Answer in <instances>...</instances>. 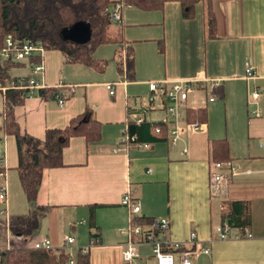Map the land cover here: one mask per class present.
Returning a JSON list of instances; mask_svg holds the SVG:
<instances>
[{
	"label": "crops",
	"instance_id": "obj_1",
	"mask_svg": "<svg viewBox=\"0 0 264 264\" xmlns=\"http://www.w3.org/2000/svg\"><path fill=\"white\" fill-rule=\"evenodd\" d=\"M208 6L216 23L214 37L208 35ZM119 33L121 45H102L94 52L95 60L106 62L103 72L69 64L56 50L43 52L41 77L26 64L10 72L14 79L33 77L47 87L59 82L71 87L66 88L62 107L53 97L40 95L14 105L21 132L42 139L46 129L65 128L71 118L90 108L101 123V137L96 143L71 137L62 150V165L44 168L35 202L30 203L18 176L15 137L5 133L0 123L1 184L6 191L0 201V251L31 248L33 241L46 238L50 249L64 250L67 256L70 252L73 264L79 252H88V264H125L122 249L129 239L130 219L121 199L128 193L139 204L136 220L146 229L152 228L153 220L166 218L169 242L191 248L193 233L194 241L206 243L209 252H199L193 264H263L264 0H198L189 19L183 17L179 0H163L161 8L151 11L123 7L119 25L109 26L111 37ZM104 47L105 52H100ZM130 50L132 80L125 68ZM248 68L255 74L252 79L246 77ZM178 80L220 82L212 101L204 89L186 101L187 108L206 110V121H198L200 129L186 130L175 144L167 136L164 141H140L148 143L147 148L122 142L124 136L135 135L129 133L133 123L128 116L149 95V82ZM108 84L114 87L113 96ZM255 90L260 96L250 102ZM173 121L159 109L146 117L150 124L165 123L166 130ZM183 123L181 119L179 124ZM219 139L226 140L228 149L226 157L216 161L211 143ZM213 162H223L227 168L225 200L211 196ZM232 203L243 205L249 224L230 226L232 238L218 239L217 229L230 217ZM221 204L226 205L224 211ZM35 207L47 210L38 211L39 225L33 234H12L10 215L27 214ZM246 230L250 237L234 238ZM67 236H73L74 242L65 247ZM172 254L174 264H180L179 250L172 249ZM131 264H156L152 247L139 245Z\"/></svg>",
	"mask_w": 264,
	"mask_h": 264
},
{
	"label": "trees",
	"instance_id": "obj_2",
	"mask_svg": "<svg viewBox=\"0 0 264 264\" xmlns=\"http://www.w3.org/2000/svg\"><path fill=\"white\" fill-rule=\"evenodd\" d=\"M198 0H179L182 15L192 18L194 6ZM123 7H135L142 11L156 10L162 7L163 0H118ZM113 4L111 0H0V49L7 36L16 42L31 40L39 43L44 51L61 52L69 64H82L104 71L106 62L97 61L93 55L102 45H121L122 36L111 37L109 34L110 19L106 10ZM78 22H87L92 31V40L86 45L66 44L59 38V31ZM216 23L210 6L207 7V28L209 37H214ZM120 47V46H119ZM40 62L39 56L19 62L0 60V84L7 85L15 81L12 69L21 65L32 66ZM101 63V64H100ZM126 76L132 80L134 76V58L132 50L125 58ZM122 73V69H119ZM59 90L47 87L36 95L53 97ZM24 93L14 90L4 96L3 122L1 129L12 134L16 140L18 165L17 171L22 189L28 202H35L41 184L44 168L62 165V150L73 136H83L87 143H96L101 137V123L97 121L90 108L71 118L65 128L46 129L42 139L20 131L14 118L13 106L22 103ZM187 122H205L204 108L186 109ZM159 132H155V127ZM129 133L135 134L139 141L165 140L166 124L161 122H144L140 126L129 125ZM211 152L216 161L226 157L227 142L225 139L212 141ZM232 213L227 222L230 226L244 227L250 218L241 203H232ZM41 208V209H38ZM46 211V207H35L30 213L10 215L8 227L12 234L30 237L39 225L38 211ZM227 217V216H226ZM1 264H66L68 256L64 250L33 249L24 247L0 251ZM77 264H88V252L77 255Z\"/></svg>",
	"mask_w": 264,
	"mask_h": 264
},
{
	"label": "built area",
	"instance_id": "obj_3",
	"mask_svg": "<svg viewBox=\"0 0 264 264\" xmlns=\"http://www.w3.org/2000/svg\"><path fill=\"white\" fill-rule=\"evenodd\" d=\"M123 6L119 2H114L106 10L110 22L115 25H119L121 22V12ZM44 49L36 42L31 40H25L23 42H16L11 36H7L4 40V44L0 49V60L1 61H12L19 62L31 58L33 56H39L40 62L31 66V72L35 76H43L44 65L42 63ZM247 79H252L255 77L252 69L248 68L246 70ZM15 81L9 82L7 85L0 84V94L3 97L10 90L24 93L25 97H31L36 95L39 90L47 88L43 82L37 81L35 78H17ZM218 80H208L205 82H198L194 80H178L175 82H149L148 89L149 95L144 98L140 103V107L136 111L132 112L128 119L136 126L141 125L146 122V117L148 112L159 109L165 111L168 115L173 116L174 121L169 126H167L166 136L167 140L171 144H175L180 136L186 130H198L201 124L197 121L187 122L186 120V101L190 94L197 92L201 89L206 90L209 95V100H213V92L219 86ZM53 87H57L59 92L56 93L53 98L56 99L58 105L62 107L67 99V90L71 87H67L64 82H59ZM68 88V89H66ZM106 89L110 96L115 93L114 87L110 84L106 85ZM260 96L259 91L255 90L249 95V101L253 102ZM183 119L184 123L181 125L179 121ZM160 128L155 127V132H159ZM129 140L139 147L147 148L149 146L146 142H140L137 140L136 135H126L122 139L123 141ZM186 152V149H184ZM3 157L2 152H0V167L1 159ZM214 170L211 173L210 181V192L213 198H219L225 200L223 192L228 181V174L224 172L225 164L223 162H213ZM229 165V164H227ZM232 171V169H229ZM4 176L3 170L0 168V201L5 198L6 191L4 186L1 184V179ZM121 204L126 206L129 212V227L127 233L129 234V239L123 245L122 258L125 264H131L135 258L138 257V246L141 244H147L152 247L154 258L156 264H174V256L172 254V249L179 250V261L180 264H193V258L199 252L208 253L209 248L206 243H199L194 241L195 236L192 233L190 235V242L193 244L191 248H184L182 243L174 242L171 243L167 239L168 230V219L160 218L155 219L152 222V228L146 229L143 225L137 222L136 216L140 210L138 203H135L130 199L129 194H125L121 199ZM226 205L221 204L220 210L224 211ZM8 222V220H7ZM241 236L250 237L248 230L234 235V238H239ZM218 239H230L232 235L230 234V225L227 221H223L222 225L217 229ZM95 242V239L92 238ZM74 242L73 236H67L64 241V246L68 247ZM201 247L198 248L197 246ZM33 249H50L51 241L49 239H40L32 242ZM68 254V262L73 264V258L71 253ZM264 264V262H263Z\"/></svg>",
	"mask_w": 264,
	"mask_h": 264
},
{
	"label": "water",
	"instance_id": "obj_4",
	"mask_svg": "<svg viewBox=\"0 0 264 264\" xmlns=\"http://www.w3.org/2000/svg\"><path fill=\"white\" fill-rule=\"evenodd\" d=\"M93 31L87 22H78L59 31V38L66 44L86 45L92 40Z\"/></svg>",
	"mask_w": 264,
	"mask_h": 264
},
{
	"label": "rangeland",
	"instance_id": "obj_5",
	"mask_svg": "<svg viewBox=\"0 0 264 264\" xmlns=\"http://www.w3.org/2000/svg\"><path fill=\"white\" fill-rule=\"evenodd\" d=\"M106 49H107V47H104V48L101 49L100 52H105ZM97 52H99V51L97 50ZM99 54H100V53H99ZM107 54H108V53H107ZM108 55H109V54H108ZM95 56H97V53H96ZM3 110H4V100H3V95L0 94V123L3 122V117H2V115H3ZM222 121H225V116H222ZM153 263H154V261H153Z\"/></svg>",
	"mask_w": 264,
	"mask_h": 264
}]
</instances>
